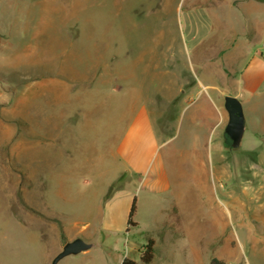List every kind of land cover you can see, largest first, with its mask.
<instances>
[{
    "label": "rangeland",
    "instance_id": "374dc122",
    "mask_svg": "<svg viewBox=\"0 0 264 264\" xmlns=\"http://www.w3.org/2000/svg\"><path fill=\"white\" fill-rule=\"evenodd\" d=\"M221 8L239 31L264 17L256 0H0V264H52L75 226L92 247L58 264H264V94L240 100L238 148L219 109L209 140L225 146L197 154L179 138L180 105L168 107V87L198 81L226 23ZM67 75L84 79L63 103L72 128L57 142L34 104L49 115L48 82ZM19 99L30 101L29 124ZM142 106L153 136L140 173L110 151Z\"/></svg>",
    "mask_w": 264,
    "mask_h": 264
},
{
    "label": "crops",
    "instance_id": "0c3cea01",
    "mask_svg": "<svg viewBox=\"0 0 264 264\" xmlns=\"http://www.w3.org/2000/svg\"><path fill=\"white\" fill-rule=\"evenodd\" d=\"M258 2H262L256 0ZM223 14L222 20L225 24L220 28L218 34H221L216 39L215 45H211L208 53L206 54L205 61L200 67V73L194 83H189L187 87L178 83V87H168V107L171 105H180L181 127L179 130V138L183 140V145L187 153L197 154L203 152L204 148H213L214 145L225 146L223 141L211 142L209 140L210 133L213 128L210 127V121H217L216 112L221 110L222 130L225 131L229 115L225 108V96L231 95L239 100L250 101V97L260 96L264 94V17L257 15L253 19L252 33L249 25H240L239 27L231 25L227 16L228 12L221 8ZM253 34V40L249 36ZM230 38V44L225 47V42ZM258 46V47H257ZM208 59V60H207ZM66 73V72H61ZM59 74V73H58ZM68 74V73H67ZM84 79L83 77L64 76L62 79L59 77H52L48 82L50 92V113L45 115L42 113L40 105L34 104V117L35 121L48 122L49 136L58 142L67 132H71V121L64 102L69 103V95L74 90L75 81ZM187 90H183V88ZM231 89V92L226 90ZM177 90V93L171 94V91ZM206 95L210 98L211 103L200 101ZM220 102L218 108L215 103V98ZM224 97V101L221 100ZM213 99V100H212ZM30 101L28 99L20 100L18 104V116L24 122H30L27 112L24 107ZM177 102V103H176ZM62 105H60V104ZM64 106L62 113L57 111L58 106ZM166 107V106H165ZM30 113V112H29ZM163 111V115H165ZM131 126L129 132L126 134L124 140L120 138L118 132L117 144L114 139V147L110 151L111 155H117L119 161L126 158L133 172H145L148 169V164H145V145L153 136L151 129V115L146 107L142 106L140 109L131 113ZM44 119V120H43ZM43 122V123H44ZM47 125V123L45 124ZM206 125V126H205ZM45 129L46 126L42 125ZM205 126V127H204ZM206 130L207 140L201 139V132ZM140 130V137L143 138L142 142H132L133 135H137ZM41 134L37 129H34V134ZM223 138H228L225 133ZM225 134V135H224ZM116 136V133L114 137ZM215 143V144H214ZM145 166V167H144ZM146 168V169H145ZM61 226H64V233L68 235L69 229L60 221ZM75 229H78L75 226ZM71 230L73 236L67 237V241H72L80 238V232L83 230ZM69 232V233H70ZM94 233L97 230L93 231ZM66 235V236H67Z\"/></svg>",
    "mask_w": 264,
    "mask_h": 264
},
{
    "label": "water",
    "instance_id": "95a60500",
    "mask_svg": "<svg viewBox=\"0 0 264 264\" xmlns=\"http://www.w3.org/2000/svg\"><path fill=\"white\" fill-rule=\"evenodd\" d=\"M225 108L229 115V120L225 128V133L231 141L233 148L241 145L245 133V115L241 101L233 96L225 98ZM92 244L82 238H76L67 242L60 253L53 259L52 264H58L60 260L70 255H78L89 250Z\"/></svg>",
    "mask_w": 264,
    "mask_h": 264
},
{
    "label": "trees",
    "instance_id": "16d2710c",
    "mask_svg": "<svg viewBox=\"0 0 264 264\" xmlns=\"http://www.w3.org/2000/svg\"><path fill=\"white\" fill-rule=\"evenodd\" d=\"M259 1L264 2V0H259ZM134 212H135V203H133L132 208L130 210L129 219H128V222H127L128 225H134L135 224L133 222V220H132ZM62 237H63V239L65 238V233L64 232L62 234ZM153 259H154V241L153 240H149V243L146 246L144 254L142 256V260L145 263H151L153 261ZM123 264H135V263L133 261L129 260V259H125L123 261ZM211 264H224V263L221 262V261H218L217 259H213L211 261Z\"/></svg>",
    "mask_w": 264,
    "mask_h": 264
}]
</instances>
